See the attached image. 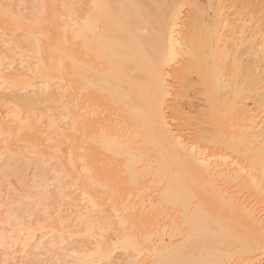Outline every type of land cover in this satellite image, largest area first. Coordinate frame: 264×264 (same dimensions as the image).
<instances>
[{
  "label": "bare ground",
  "instance_id": "1",
  "mask_svg": "<svg viewBox=\"0 0 264 264\" xmlns=\"http://www.w3.org/2000/svg\"><path fill=\"white\" fill-rule=\"evenodd\" d=\"M7 28L25 48L0 53V154H36L52 190L26 204L69 212L16 213L1 245L264 264V0H17Z\"/></svg>",
  "mask_w": 264,
  "mask_h": 264
},
{
  "label": "rangeland",
  "instance_id": "2",
  "mask_svg": "<svg viewBox=\"0 0 264 264\" xmlns=\"http://www.w3.org/2000/svg\"><path fill=\"white\" fill-rule=\"evenodd\" d=\"M80 0H60L62 12L70 5L77 6ZM0 3L9 7H17V0H0ZM24 12L30 13V2L22 4ZM25 48L22 35L18 31L10 29L0 30V53L8 54L12 49ZM6 68L4 72L11 71ZM3 116V114H1ZM15 147L20 148L16 144ZM36 154L27 156H13L0 154V231L9 232L12 225L8 218L14 220L16 213L23 215V225L32 228L36 222L44 224L49 217L69 212L64 204L56 206L53 200L46 205L41 203L26 204V201L38 189L52 190L48 175H43L38 170L35 161ZM50 168L52 163L47 164ZM57 209L59 211H57ZM51 234L43 235L40 242L34 239L26 248L20 244L6 247L0 244V264H59L67 260L66 255L49 246ZM23 249V250H22ZM118 261L119 258H116Z\"/></svg>",
  "mask_w": 264,
  "mask_h": 264
}]
</instances>
